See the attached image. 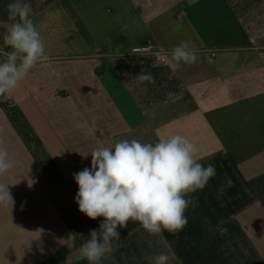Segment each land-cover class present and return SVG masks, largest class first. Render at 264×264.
Listing matches in <instances>:
<instances>
[{
    "label": "crops",
    "instance_id": "crops-1",
    "mask_svg": "<svg viewBox=\"0 0 264 264\" xmlns=\"http://www.w3.org/2000/svg\"><path fill=\"white\" fill-rule=\"evenodd\" d=\"M11 2L0 0V47ZM27 2L51 60L0 98V146L15 165L0 177L14 200L0 207V264H89L79 247L103 218L79 211L73 173L97 146L176 134L216 169L190 194L187 225L150 235L129 221L100 264L160 253L168 264H264V0ZM182 41L198 59L173 73L153 53ZM142 71L155 83H138Z\"/></svg>",
    "mask_w": 264,
    "mask_h": 264
},
{
    "label": "clouds",
    "instance_id": "clouds-1",
    "mask_svg": "<svg viewBox=\"0 0 264 264\" xmlns=\"http://www.w3.org/2000/svg\"><path fill=\"white\" fill-rule=\"evenodd\" d=\"M6 10L7 21L2 22L4 47H0V98L5 100L32 69L51 60L45 39L31 18L34 13L30 3L12 0ZM181 28V24L175 26L177 31ZM197 52L195 45L182 41L156 55L175 73L182 65L195 63ZM136 79L141 84L155 83L154 76L143 71ZM198 151L195 143L179 134L156 143L121 139L114 145L95 147L90 153L91 167L73 173L79 211L91 220L103 218L99 229L82 239L80 257L89 264H100L115 250L120 240L118 228H126L129 221L138 222L150 235L181 231L188 223L185 212L189 206H196L190 194L202 190L216 175L213 164L199 162ZM14 166L7 149L0 146V177ZM13 203L8 185L0 184V207ZM63 242L68 248L75 247V235L69 234ZM152 260L153 264H168L169 256L160 253Z\"/></svg>",
    "mask_w": 264,
    "mask_h": 264
},
{
    "label": "built area",
    "instance_id": "built-area-1",
    "mask_svg": "<svg viewBox=\"0 0 264 264\" xmlns=\"http://www.w3.org/2000/svg\"><path fill=\"white\" fill-rule=\"evenodd\" d=\"M151 50H150V48H142V49H136V50H134V52L135 53H148V52H150ZM158 51H162V50H158ZM158 51H155L153 54L155 55V57H156V59H157V61L158 62H165V60L163 59V58H161V57H158L157 55H156V53L158 52Z\"/></svg>",
    "mask_w": 264,
    "mask_h": 264
}]
</instances>
